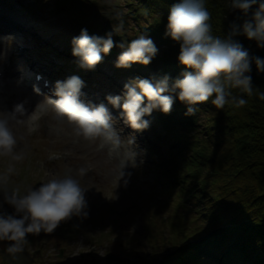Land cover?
I'll return each mask as SVG.
<instances>
[{
  "label": "rangeland",
  "instance_id": "1",
  "mask_svg": "<svg viewBox=\"0 0 264 264\" xmlns=\"http://www.w3.org/2000/svg\"><path fill=\"white\" fill-rule=\"evenodd\" d=\"M6 1L0 0V19L11 18L30 33L0 32V71L6 74L0 87V118L9 120L17 140L11 153L0 155V212L14 213L4 201L5 190L10 194L18 188L23 195L48 179L68 174L85 189L88 216H73L51 234H29L23 249L33 259L31 264H141L143 260L157 264L171 251L168 216L173 209L170 198L160 193L158 169L154 166L165 156V146L157 142L162 130L153 121V111L145 117L150 121L149 128L134 131L121 110L107 100L110 95H122L125 83L135 79L136 74L125 73L119 78L123 89L108 88V82L100 75L91 77L92 85H98L96 98L104 102L111 115L110 123L120 139L118 147L104 141L103 135L86 139L73 122L56 113L55 100L31 91L21 81L32 54L41 46L45 48V42H53L56 49L65 48L67 53L72 50L71 41L78 35L76 26L83 25H75L68 16L86 21L87 26L96 29L108 22L110 12L122 8L124 0H63L65 6L57 4L62 0ZM20 49L25 52L22 56ZM58 65L62 67L64 63ZM16 104H23L22 112L13 111ZM130 153H135V164L129 161L122 169ZM15 156L22 159L16 160ZM81 168L86 169L83 176L79 175ZM150 219L154 230L151 227L148 231L145 228ZM66 224L78 228L76 234H67L71 230ZM158 237L159 241H152ZM10 243L0 241V251ZM111 253L119 261H106ZM0 264H6L1 257Z\"/></svg>",
  "mask_w": 264,
  "mask_h": 264
},
{
  "label": "trees",
  "instance_id": "2",
  "mask_svg": "<svg viewBox=\"0 0 264 264\" xmlns=\"http://www.w3.org/2000/svg\"><path fill=\"white\" fill-rule=\"evenodd\" d=\"M179 2L124 0L122 8L109 13L110 24L87 28L90 35L105 38L111 32L117 45L126 46L143 34L157 46L149 65L129 68L116 66L124 49L113 47L102 61L109 63L106 67L115 76L139 72L157 81L167 75L169 84L181 77L185 68L177 59L179 43L165 35L170 9ZM203 4L210 13L212 35L238 41L251 56L264 58V48L255 40L232 35V25L241 26L251 11L245 17L232 8V0H203ZM250 74L256 92L250 97L244 94L248 102L242 108L217 109L209 100L186 116L187 106L177 99L167 115L154 110L153 121L162 130L157 142L165 146V156L155 164L157 177L166 197H173L174 208L169 218L173 254L162 264H264V100L259 99L264 73L253 62ZM233 94L241 95L238 90ZM66 225L71 230L67 234H76L78 228ZM152 225L147 220L145 229L150 231Z\"/></svg>",
  "mask_w": 264,
  "mask_h": 264
},
{
  "label": "clouds",
  "instance_id": "3",
  "mask_svg": "<svg viewBox=\"0 0 264 264\" xmlns=\"http://www.w3.org/2000/svg\"><path fill=\"white\" fill-rule=\"evenodd\" d=\"M231 6L245 17L252 12L241 26L232 25V35L243 34L264 48V0H232ZM253 6H256L254 11ZM210 18L203 0H180L171 7L165 35L179 43L177 59L185 71L172 84L167 75L155 82L137 77L125 83L122 95L107 97L114 108L121 110L131 129H148L150 121L145 117L154 110L169 114L177 99L187 106V116L194 115L197 106L209 100L217 109L226 105L242 108L248 102L244 94L249 97L255 94L250 74L252 64L254 62L257 71L264 73V58L251 56L238 41L212 35ZM71 43L73 56L78 57L80 66L87 69H94L113 47L124 49L116 63L120 68H129L136 63L147 66L158 53L154 41L143 34L125 46L123 43L117 45L111 32L105 38L81 29ZM83 86L84 81L76 75L57 81L56 113L73 122L86 139L103 135L118 147L120 139L110 123L108 108L104 104H85L80 99ZM233 90H238L241 95H234ZM259 99L264 100V92L259 93ZM23 108V104H16L13 111L22 112ZM16 143L9 120L0 118V155L11 153ZM14 159L22 157L15 156ZM129 161L135 164V153L129 154L121 168L127 167ZM85 172L86 169L81 168L79 175L83 176ZM123 175L121 171L120 176ZM4 201L14 209L12 214L0 212V241L11 242L7 248L9 254L21 252L28 243L29 234L39 235L42 231L51 234L73 216H88L85 189L78 179L68 174L48 179L23 195L18 188L10 194L5 190Z\"/></svg>",
  "mask_w": 264,
  "mask_h": 264
},
{
  "label": "water",
  "instance_id": "4",
  "mask_svg": "<svg viewBox=\"0 0 264 264\" xmlns=\"http://www.w3.org/2000/svg\"><path fill=\"white\" fill-rule=\"evenodd\" d=\"M2 260L7 262L8 264H30L31 260L28 256L23 252V250L16 254H9L7 250L1 252ZM113 256H109L107 260H116Z\"/></svg>",
  "mask_w": 264,
  "mask_h": 264
},
{
  "label": "bare ground",
  "instance_id": "5",
  "mask_svg": "<svg viewBox=\"0 0 264 264\" xmlns=\"http://www.w3.org/2000/svg\"><path fill=\"white\" fill-rule=\"evenodd\" d=\"M22 77V80L25 84L26 87H28L30 90L33 89V84H32V81L31 79L29 78V76L27 77V75L24 74V76H21Z\"/></svg>",
  "mask_w": 264,
  "mask_h": 264
}]
</instances>
